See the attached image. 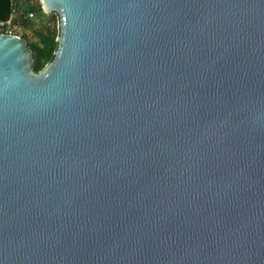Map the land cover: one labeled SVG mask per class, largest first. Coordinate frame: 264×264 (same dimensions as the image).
<instances>
[{
    "label": "water",
    "instance_id": "obj_1",
    "mask_svg": "<svg viewBox=\"0 0 264 264\" xmlns=\"http://www.w3.org/2000/svg\"><path fill=\"white\" fill-rule=\"evenodd\" d=\"M0 36V264H264V0H38Z\"/></svg>",
    "mask_w": 264,
    "mask_h": 264
},
{
    "label": "trees",
    "instance_id": "obj_2",
    "mask_svg": "<svg viewBox=\"0 0 264 264\" xmlns=\"http://www.w3.org/2000/svg\"><path fill=\"white\" fill-rule=\"evenodd\" d=\"M13 3L16 4V11L22 14L19 20L24 29L22 40L34 55L35 72L38 73L52 62L58 45V33L45 19L48 16L51 21H55L58 15L54 12L44 13L38 0H0V20L9 16ZM29 13L33 14V19L24 17Z\"/></svg>",
    "mask_w": 264,
    "mask_h": 264
},
{
    "label": "built area",
    "instance_id": "obj_3",
    "mask_svg": "<svg viewBox=\"0 0 264 264\" xmlns=\"http://www.w3.org/2000/svg\"><path fill=\"white\" fill-rule=\"evenodd\" d=\"M22 14L16 11V4H12L11 13L6 19L0 20V36H10L22 38L24 29L19 24ZM29 19L33 17L32 13H29L27 16Z\"/></svg>",
    "mask_w": 264,
    "mask_h": 264
},
{
    "label": "rangeland",
    "instance_id": "obj_4",
    "mask_svg": "<svg viewBox=\"0 0 264 264\" xmlns=\"http://www.w3.org/2000/svg\"><path fill=\"white\" fill-rule=\"evenodd\" d=\"M33 18L34 17H32L31 19H33ZM45 22L50 24L53 27V29L58 33V27H57L58 26V16L56 17L55 21H51L50 17L47 16L45 19Z\"/></svg>",
    "mask_w": 264,
    "mask_h": 264
}]
</instances>
